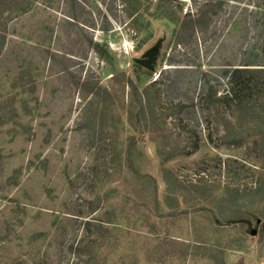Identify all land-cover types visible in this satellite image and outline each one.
Returning <instances> with one entry per match:
<instances>
[{"label": "rangeland", "instance_id": "obj_1", "mask_svg": "<svg viewBox=\"0 0 264 264\" xmlns=\"http://www.w3.org/2000/svg\"><path fill=\"white\" fill-rule=\"evenodd\" d=\"M235 67L264 0H0V264H264V89L198 104Z\"/></svg>", "mask_w": 264, "mask_h": 264}, {"label": "trees", "instance_id": "obj_2", "mask_svg": "<svg viewBox=\"0 0 264 264\" xmlns=\"http://www.w3.org/2000/svg\"><path fill=\"white\" fill-rule=\"evenodd\" d=\"M4 40H1V45ZM97 47V45H96ZM248 66V65H245ZM264 73V68L250 69L248 67H235L225 72L228 80V89L224 95L216 96L215 93H209L198 102L202 113L206 110L205 102L207 97H214L213 103L220 104L225 109H232L239 112L249 110L250 100L258 92L264 89V79H257ZM180 109L182 105L178 106Z\"/></svg>", "mask_w": 264, "mask_h": 264}, {"label": "clouds", "instance_id": "obj_3", "mask_svg": "<svg viewBox=\"0 0 264 264\" xmlns=\"http://www.w3.org/2000/svg\"><path fill=\"white\" fill-rule=\"evenodd\" d=\"M189 6L191 5V0H188ZM124 43L127 45V52L129 55L132 53V49L134 48V42L131 40L125 39Z\"/></svg>", "mask_w": 264, "mask_h": 264}, {"label": "water", "instance_id": "obj_4", "mask_svg": "<svg viewBox=\"0 0 264 264\" xmlns=\"http://www.w3.org/2000/svg\"><path fill=\"white\" fill-rule=\"evenodd\" d=\"M138 63L146 68H150L149 60H138ZM251 234H254V231H252Z\"/></svg>", "mask_w": 264, "mask_h": 264}]
</instances>
